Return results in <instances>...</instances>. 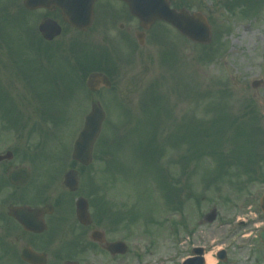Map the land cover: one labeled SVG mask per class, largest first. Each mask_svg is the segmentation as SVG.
<instances>
[{
    "label": "rangeland",
    "instance_id": "1",
    "mask_svg": "<svg viewBox=\"0 0 264 264\" xmlns=\"http://www.w3.org/2000/svg\"><path fill=\"white\" fill-rule=\"evenodd\" d=\"M16 1L0 0V153L9 148L14 152L13 164L29 163L18 154V148L34 147L43 132L27 138L24 131L18 135L3 133L13 130L4 126L15 124L16 112L23 119L35 116L25 122L27 131L42 119L43 113L50 111L51 116L62 115L59 119L62 122L58 126L49 121L37 122L45 131L55 132L47 138L49 143L45 141L39 157L33 159V167H51L55 171L57 161L68 160L71 144L83 116L90 111L91 101H97L107 114L95 148L94 164L89 167L97 174L95 182H101H97L99 190L102 186L93 197L95 219L108 241H122L128 251L122 256H109L95 248L71 258L70 262L177 264V248L183 254L186 243L203 244L218 239L220 234L213 230V224L202 223V216L208 213L216 189L220 188L222 194L229 193L220 185V177L227 178L230 171L240 179L247 178L242 165L251 161L246 166L255 163L259 178L264 179V16L253 18L248 14L253 9L263 14L264 0H237L248 5L241 12L248 14L243 18L238 17V9L230 10L227 6L233 0H194L191 10L203 12L212 23L210 46L183 41L164 25H156L144 47H137L140 49L137 54L132 56L128 52L127 59L117 61L119 67L111 90L93 95L79 85L81 75H76L79 79L76 83L70 84L69 78L59 75L54 77L53 85L46 83V70L56 74L75 65L76 57L68 50V43H64L70 37L55 40L49 46L38 40L44 54L32 47L26 37L33 31L32 24L44 14L22 12ZM13 12L16 16L11 22ZM75 40L90 45L89 41ZM61 43L65 48L56 52L43 48L52 50ZM118 43L117 39H111V49ZM61 63L63 66L59 67ZM74 71L83 74L81 67ZM259 80L263 81L261 86L252 89L251 84ZM51 88L57 91L56 100L50 98ZM16 122H21L20 118ZM240 125H245L246 130L261 131V135L242 137ZM109 153L111 170L107 172ZM155 167L162 168L164 175ZM214 172L218 176H213ZM205 177L216 181L211 179L207 184ZM258 187L253 190L254 186H249L246 192L255 193ZM25 193L24 199L28 200L31 193ZM177 198L182 205L178 213L173 210V200ZM220 208L222 200L217 207L222 219L241 216L232 210L221 213ZM5 209L0 206V214ZM178 219L182 225H178V235L171 237V221ZM5 224L0 223V238L15 242L13 246L20 251L29 239L20 234L21 230L15 235L13 225L7 231ZM209 230L215 232L211 237ZM52 246L47 264H62L52 259L60 247ZM0 264L21 263L12 251L1 255L0 250Z\"/></svg>",
    "mask_w": 264,
    "mask_h": 264
},
{
    "label": "flooded vegetation",
    "instance_id": "2",
    "mask_svg": "<svg viewBox=\"0 0 264 264\" xmlns=\"http://www.w3.org/2000/svg\"><path fill=\"white\" fill-rule=\"evenodd\" d=\"M104 2L106 1L100 0V2L95 5L92 24L86 30H77L72 26L63 23L61 18L58 19V24L61 27L63 34L66 35L67 32L70 34L74 32L83 34L92 30L95 23V17L96 15H99L103 18V27L111 38L129 39L131 37L137 38L142 35V31L139 28V22L126 15L124 11L125 7L122 2L111 0V9L102 4ZM116 4V7L113 6ZM146 34L147 32L143 36L146 37ZM114 74L115 70L110 58L109 75H106L111 85L115 84ZM11 161L0 162V206L3 208L6 207L5 213L8 221L18 225L12 218L7 216L9 206L28 205L34 209H43L45 213L43 222L46 231L38 235L30 233V236L34 239L35 237H41L45 233L49 234H46L45 237H42L41 240L34 243L35 247L32 244L30 247L37 253L45 252L42 249H47L46 252L49 253L52 244L57 242L58 244H61L64 237L63 235L69 234L70 232L76 233L78 240H81L82 242L88 241L89 243V235L93 231L99 230L98 224L91 218L92 224L90 226L85 227L80 225L75 216V202L79 197L85 198L88 202L89 212H92L90 207V197L91 195L93 196V191L90 188V184L83 186L80 181L84 176L89 177L90 175H93V172L86 171L85 167L73 161L66 163L61 168L56 167V164L55 171H52L51 167L46 168L43 166L40 167V169H36L33 167V163H29V165L28 163L27 165L19 163L13 164ZM39 164L40 166L42 165L40 162ZM25 166L28 167L30 180L22 187L10 185L8 182L9 173ZM73 170L76 171L78 180L76 192H70L63 184L64 175L68 171ZM26 191L31 193L28 200L24 199ZM245 196L252 203L250 207L246 204L242 211L245 212L251 209L255 212V215L251 222L247 221L248 223H241V228H239L238 231L247 232L248 230H251L252 227H254V229L249 232L247 239H238L236 245L230 247L228 241H230L232 237H236L238 233H236V231L232 232L230 238L227 239V227L222 226L221 224L219 225L217 221L212 223L214 226L213 230L220 234V237L217 240H220L219 245H221L222 251L225 252V255L220 257L221 261H219V258L215 257L217 260L216 264H264V241L261 238L262 231L264 230V215L260 209L261 195L247 194ZM46 212H49L50 214ZM214 231L209 230V237L215 234ZM61 232L63 233L61 234ZM212 243L213 241H211V239L205 242L204 256L207 254L213 256L214 247H212ZM95 245L103 247L100 244ZM52 259L62 264L71 261L61 248L55 251Z\"/></svg>",
    "mask_w": 264,
    "mask_h": 264
},
{
    "label": "water",
    "instance_id": "3",
    "mask_svg": "<svg viewBox=\"0 0 264 264\" xmlns=\"http://www.w3.org/2000/svg\"><path fill=\"white\" fill-rule=\"evenodd\" d=\"M95 0H25V6L28 9H34L37 7H57L65 15V20L69 23H79L81 19L88 18L91 15L92 5ZM129 8L131 14L136 16L141 25L144 28L150 26L155 20H165L174 27H176L183 35L200 43H207L209 41V29L199 15L193 17L181 12L176 13L169 11L168 3L165 0H123ZM43 34L47 31L45 27L42 30ZM57 34L56 32H54ZM48 39H51L53 35H45ZM98 78V76H92L88 81V88L95 90L97 85H91V82ZM108 86V85H107ZM103 114L99 110H94L93 113L87 117L85 122V128L80 134L79 139L75 144L74 159L83 162L84 164L89 162V155L92 144L100 129V122ZM10 158V155H7ZM1 160V159H0ZM69 175L66 176L65 184L69 188L73 189L74 182L70 181ZM28 175L25 171H19L17 174L13 173L10 176V181L13 184L21 185L26 182ZM77 216L81 222H86L87 213L86 206H77ZM39 211H31L29 208H10V215L20 221L25 230L37 231L31 225L30 218L36 219ZM94 239H99L98 234H94ZM107 250L111 254H124L125 246L121 243L110 244L107 246ZM21 258L30 264H44L43 256L37 257L30 249L26 248L21 254Z\"/></svg>",
    "mask_w": 264,
    "mask_h": 264
},
{
    "label": "bare ground",
    "instance_id": "4",
    "mask_svg": "<svg viewBox=\"0 0 264 264\" xmlns=\"http://www.w3.org/2000/svg\"><path fill=\"white\" fill-rule=\"evenodd\" d=\"M206 262L208 264H213L214 260L210 256H208L207 259H206Z\"/></svg>",
    "mask_w": 264,
    "mask_h": 264
}]
</instances>
